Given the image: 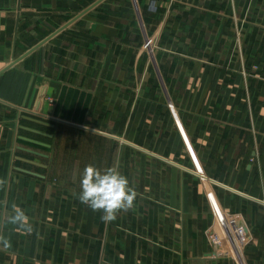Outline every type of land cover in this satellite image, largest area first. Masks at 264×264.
<instances>
[{"label":"crops","instance_id":"obj_1","mask_svg":"<svg viewBox=\"0 0 264 264\" xmlns=\"http://www.w3.org/2000/svg\"><path fill=\"white\" fill-rule=\"evenodd\" d=\"M260 1L11 0L8 11L0 4V34L9 24L11 35V59L0 72L65 27L0 74V264H232L228 256L250 264L243 220L228 219L233 233L227 238L221 227L214 238L209 212L196 218L197 207L207 208L196 203L201 195L191 175L205 171L204 180L229 191L235 212L238 197L264 205V43L258 26L230 20L253 19L254 7L258 18ZM138 28L158 36L159 53L172 55L176 100L165 129L164 112L135 119L144 121L139 143L136 126L128 127L136 108L125 120L128 137L117 136L113 80L95 70L101 45L114 59L116 50L131 51L130 40L116 43L117 35H137ZM23 34L42 37L16 55ZM58 36L60 43L50 44ZM105 67L113 72L109 62ZM117 141L155 160L156 180L145 182L143 168L134 170L139 204L103 222L79 201L80 176L88 165L126 164ZM14 207L25 213V226L10 221Z\"/></svg>","mask_w":264,"mask_h":264},{"label":"rangeland","instance_id":"obj_2","mask_svg":"<svg viewBox=\"0 0 264 264\" xmlns=\"http://www.w3.org/2000/svg\"><path fill=\"white\" fill-rule=\"evenodd\" d=\"M0 4H3V10L8 11L10 7L12 6L11 0H5V2H0ZM121 5V4H120ZM123 6V5H121ZM246 7V4H245ZM107 8V6L105 7ZM109 8V7H108ZM254 13V18L251 17L248 19H230L232 22L239 21V24H241L243 27H250L253 23L254 26H258L260 28V41L261 43H264V0H261L259 2V12L258 18H255L257 15L255 14V7L254 10H252ZM251 16V14H250ZM9 24H5L3 26L2 31H4V34H0V43L5 44V49L0 50V68L3 67L7 62L11 59V53L9 50V44L11 42V35L5 33L6 31L10 30ZM134 31H139V34L137 35H128V36H120L117 35V42H123L127 43L128 40H130L131 43V51H115V57L112 58V52L106 49L103 45L100 46L98 51L96 52V60L95 62L99 63L98 68H96L97 74L100 75H106V77L109 75L110 80L112 79L113 82L110 83V87L114 85L115 87V112H116V134L117 136L121 135V137H128L127 134H124L123 136V130L125 125V120L128 117L127 113L130 109L136 108L135 114L133 116L132 122L129 124L128 127L131 125H135V135L133 139H136L138 143L141 141L139 138L140 136V130L142 128V125L144 121L140 122L137 121V125L135 123V119H138L140 117H145L148 114H151L153 117H157V112L162 114L164 112V129L166 128V124L168 125V122L171 123V119L169 120V114L172 112L176 107V100L171 98L170 94V88H171V81L173 76L175 75L174 71L175 68L173 67V59L172 55L159 53L157 46L160 45L157 42L158 36L154 35H146L141 32V29H133ZM149 31H151V28L149 27ZM62 36V35H61ZM61 36L56 37L51 41L50 44H59L61 41ZM41 35H24L22 36L19 46L17 47L15 54H22L24 51L28 50L32 46V42L34 39V44L38 41L39 38H41ZM143 48L142 56L137 58V55L139 54L140 48ZM48 50L51 48V46H47ZM118 48V47H117ZM111 49V48H110ZM59 51H57L58 53ZM107 54H109V58L104 60V58L107 57ZM131 55V58H130ZM130 60V61H129ZM110 63L111 71H107V67H105V64ZM103 85V84H102ZM101 85V86H102ZM111 99V98H110ZM109 99V100H110ZM113 100V99H112ZM99 103L102 105L104 101H107L104 99V94L102 91L100 92V98ZM111 101V100H110ZM152 108H155L152 110ZM160 109H163L161 111ZM156 110V111H155ZM155 119V118H153ZM133 127V126H132ZM164 136H168L167 132H164ZM120 137V136H119ZM148 139L154 140L153 137L150 138V135L148 134ZM124 140V139H123ZM126 141V140H124ZM161 138L157 142H154L152 145L156 149H161L160 146ZM117 154L120 155H129V161L126 164H121L117 169L127 176L130 186L133 188V183L137 180H132L130 177L132 175V172L139 171L140 169L143 170V177L144 181L153 184L156 180V162L153 159H146L145 155H143L140 152L132 151L128 149L125 144H123L122 141H117ZM169 142L167 140L164 142V149L165 145L169 146ZM167 153V152H166ZM184 153V152H183ZM185 154V153H184ZM168 155V154H167ZM172 156V155H171ZM180 155L173 154V158H177ZM211 159V156H209V160ZM191 161V160H190ZM187 165H190L193 167L194 165L192 162H187ZM206 166V165H205ZM207 166L209 167V162L207 163ZM194 171L191 175V178H194L196 187L199 191V194L201 195L196 199V203L199 205L205 204L207 211L205 212L203 207L198 208L196 210V218H204L207 216V212L210 214L211 222H212V234H218L214 235V238L222 235L221 234V227L225 229V232L227 233V238L229 237V233H233L232 229L226 223L228 219H241L243 220L242 226V232H244V239L246 236H248L246 241V245L243 251V258L246 261H249L250 264H264V205L261 203L258 204L256 199L250 200L246 197H238V211L235 212L233 209H236L237 201L235 199H231V194L229 191L225 190L224 192L221 191L220 187L214 186L217 184H212L208 180H204L202 176H205V171L199 170ZM205 172V173H204ZM190 173H192L190 171ZM147 183V184H148ZM211 185V186H210ZM220 188V189H219ZM134 189V188H133ZM139 191H145L150 190V187L148 189L145 188H138ZM135 190V189H134ZM151 190H154L153 188ZM140 193V192H139ZM150 197L156 196L153 193H148ZM165 195H157V198H162ZM228 197L229 205L228 208H226L223 202L224 200L222 198ZM149 198V197H148ZM252 199V198H251ZM138 200V196L136 195L134 200V205H138L139 203H136ZM147 196L144 197V202H146ZM259 201V200H258ZM263 202V201H261ZM126 212L124 210H120V213ZM141 216V215H140ZM227 225V226H226ZM224 233V232H223ZM237 235V233H235ZM251 234V237H250ZM210 236V241H212V251H214V248L216 247L215 242ZM253 236V239H252ZM259 236V240L257 237ZM225 240V239H224ZM260 241V242H259ZM218 244V243H217ZM226 249L230 250L231 252L234 251L231 245H226ZM230 263L236 264L237 262L228 256Z\"/></svg>","mask_w":264,"mask_h":264},{"label":"clouds","instance_id":"obj_3","mask_svg":"<svg viewBox=\"0 0 264 264\" xmlns=\"http://www.w3.org/2000/svg\"><path fill=\"white\" fill-rule=\"evenodd\" d=\"M135 197L136 192L130 186L127 176L115 167L101 169L88 165L80 176L79 201L92 211H100L103 222L114 220L120 210L127 211L132 208ZM26 220L23 210L14 207L10 221L23 227Z\"/></svg>","mask_w":264,"mask_h":264},{"label":"water","instance_id":"obj_4","mask_svg":"<svg viewBox=\"0 0 264 264\" xmlns=\"http://www.w3.org/2000/svg\"><path fill=\"white\" fill-rule=\"evenodd\" d=\"M65 28V27H64ZM64 28H61L60 30H58L56 33L52 34L49 38H47L46 40H44L43 42H41L40 44H38L37 46H35L33 49L29 50L27 53H25L21 58L14 60L9 66H7L6 68H4L1 72L3 73L5 70H7L8 68L12 67L15 63H17L18 61H20L21 59H23L24 57H26L28 54H30L31 52H33L34 50H36L37 48H39L40 46H42L44 43H46L49 39H51L52 37H54L57 33H59L60 31H62ZM27 120V118H24ZM33 122L39 123V124H43L41 122H37L32 120Z\"/></svg>","mask_w":264,"mask_h":264},{"label":"built area","instance_id":"obj_5","mask_svg":"<svg viewBox=\"0 0 264 264\" xmlns=\"http://www.w3.org/2000/svg\"><path fill=\"white\" fill-rule=\"evenodd\" d=\"M222 240L225 242V245H228L227 243H226V241L222 238Z\"/></svg>","mask_w":264,"mask_h":264}]
</instances>
